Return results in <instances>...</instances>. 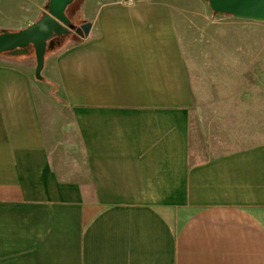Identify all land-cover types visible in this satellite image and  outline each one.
Wrapping results in <instances>:
<instances>
[{
  "label": "crops",
  "instance_id": "1",
  "mask_svg": "<svg viewBox=\"0 0 264 264\" xmlns=\"http://www.w3.org/2000/svg\"><path fill=\"white\" fill-rule=\"evenodd\" d=\"M81 5L89 34L43 80L30 54L0 55V264H264V143L191 155L182 37L244 19L206 0Z\"/></svg>",
  "mask_w": 264,
  "mask_h": 264
},
{
  "label": "rangeland",
  "instance_id": "2",
  "mask_svg": "<svg viewBox=\"0 0 264 264\" xmlns=\"http://www.w3.org/2000/svg\"><path fill=\"white\" fill-rule=\"evenodd\" d=\"M49 1L0 0V17L11 21V28L29 26L47 12ZM82 1L76 0L70 11L73 31L85 22ZM242 21L217 17L213 24L189 29L182 37L196 100L191 117L195 160L264 143V89L257 90L255 84L262 79L264 85V22ZM69 37L79 36L71 33ZM30 55L35 57L33 50ZM43 106L51 110L62 107L49 97ZM83 159L81 148H73V161L79 168Z\"/></svg>",
  "mask_w": 264,
  "mask_h": 264
},
{
  "label": "water",
  "instance_id": "3",
  "mask_svg": "<svg viewBox=\"0 0 264 264\" xmlns=\"http://www.w3.org/2000/svg\"><path fill=\"white\" fill-rule=\"evenodd\" d=\"M75 0H50L47 12L19 30L0 31V54L9 52L12 56L27 55L31 48L35 50L37 80H43L42 71L48 48H54L58 37L69 36L72 32L86 37L91 22H84L73 31L72 19L67 10ZM210 8L221 15L264 22V0H206Z\"/></svg>",
  "mask_w": 264,
  "mask_h": 264
},
{
  "label": "trees",
  "instance_id": "4",
  "mask_svg": "<svg viewBox=\"0 0 264 264\" xmlns=\"http://www.w3.org/2000/svg\"><path fill=\"white\" fill-rule=\"evenodd\" d=\"M75 3H76V0H75V1L69 6V8H68V10H67V13H68V15H69V17H70L71 19H72L73 17H72V15H71L70 11H71V9L75 6ZM83 23H84V22H82V23L76 25L75 28H77L78 26H80V25L83 24ZM76 39H77V38H75V40H76ZM62 44H63V43H61L60 45H56L54 48H48L47 53H46V57H47V55H48L49 53L55 51V50H56L58 47H60ZM32 50H33V54H34V56H35V50H34L33 48H31L29 54H31ZM29 54H28V55H29ZM0 55H8V56H11V54H10L9 52H5V53H2V54H0ZM22 56H26V55H18V56H14V57H22Z\"/></svg>",
  "mask_w": 264,
  "mask_h": 264
},
{
  "label": "flooded vegetation",
  "instance_id": "5",
  "mask_svg": "<svg viewBox=\"0 0 264 264\" xmlns=\"http://www.w3.org/2000/svg\"><path fill=\"white\" fill-rule=\"evenodd\" d=\"M72 33H73V32H72ZM65 39H66V36L56 38V39H55V41H56L55 46H56V45H60L61 43H63V42L65 41ZM27 55H28V54H27ZM11 56H12V55H11Z\"/></svg>",
  "mask_w": 264,
  "mask_h": 264
}]
</instances>
